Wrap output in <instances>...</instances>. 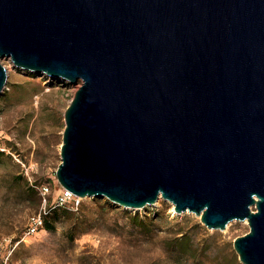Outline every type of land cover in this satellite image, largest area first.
Listing matches in <instances>:
<instances>
[{
  "label": "water",
  "instance_id": "obj_1",
  "mask_svg": "<svg viewBox=\"0 0 264 264\" xmlns=\"http://www.w3.org/2000/svg\"><path fill=\"white\" fill-rule=\"evenodd\" d=\"M80 83L55 178L75 198L158 199L264 264V0H0V60ZM7 74L0 64V94Z\"/></svg>",
  "mask_w": 264,
  "mask_h": 264
},
{
  "label": "rangeland",
  "instance_id": "obj_2",
  "mask_svg": "<svg viewBox=\"0 0 264 264\" xmlns=\"http://www.w3.org/2000/svg\"><path fill=\"white\" fill-rule=\"evenodd\" d=\"M0 64L7 74L0 94V246L14 248V263L241 264L232 243L248 233L246 221L209 230L194 214L174 215L162 199L129 210L103 197L76 198L47 216L52 231L24 237L32 217L57 206L63 114L80 83L63 85L7 59ZM180 232L191 240L187 255L174 252Z\"/></svg>",
  "mask_w": 264,
  "mask_h": 264
},
{
  "label": "built area",
  "instance_id": "obj_3",
  "mask_svg": "<svg viewBox=\"0 0 264 264\" xmlns=\"http://www.w3.org/2000/svg\"><path fill=\"white\" fill-rule=\"evenodd\" d=\"M49 79V78H48ZM50 80V79H49ZM44 191H47L46 189ZM57 205L58 206H66L70 204L72 201H76L77 199L71 195L69 192L61 189L58 197H57ZM41 228H43V221L41 216H34L30 219L29 226L24 234V237L30 236L38 232ZM14 252V248L6 247L3 248L0 246V264H18L14 263L11 260L12 254Z\"/></svg>",
  "mask_w": 264,
  "mask_h": 264
},
{
  "label": "trees",
  "instance_id": "obj_4",
  "mask_svg": "<svg viewBox=\"0 0 264 264\" xmlns=\"http://www.w3.org/2000/svg\"><path fill=\"white\" fill-rule=\"evenodd\" d=\"M73 206V205H71ZM62 207H67L66 206H56L54 208L49 207L48 208V213L44 216H42V221H43V228L46 231H52L53 230V223L47 220L48 215H54L57 213V211L62 208ZM134 220H138V218H134ZM172 243L176 246L177 249L174 250L179 255H187V252L190 251V237L187 233L185 232H180L176 234L175 238L172 240Z\"/></svg>",
  "mask_w": 264,
  "mask_h": 264
},
{
  "label": "bare ground",
  "instance_id": "obj_5",
  "mask_svg": "<svg viewBox=\"0 0 264 264\" xmlns=\"http://www.w3.org/2000/svg\"><path fill=\"white\" fill-rule=\"evenodd\" d=\"M168 203H169V202H168ZM169 204H170V203H169ZM172 207H173V206H172ZM173 214L176 215V214L174 213V211H173ZM243 223H245V222H243Z\"/></svg>",
  "mask_w": 264,
  "mask_h": 264
}]
</instances>
